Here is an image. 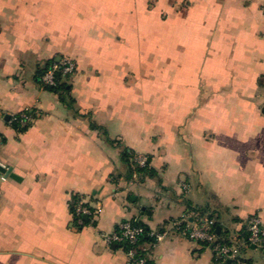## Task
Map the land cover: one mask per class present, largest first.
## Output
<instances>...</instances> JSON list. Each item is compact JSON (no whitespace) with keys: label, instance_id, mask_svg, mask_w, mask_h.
Segmentation results:
<instances>
[{"label":"crops","instance_id":"crops-1","mask_svg":"<svg viewBox=\"0 0 264 264\" xmlns=\"http://www.w3.org/2000/svg\"><path fill=\"white\" fill-rule=\"evenodd\" d=\"M63 59L64 101L41 81ZM0 166V264H127L102 238L126 221L168 232L151 264H224L172 225L264 224V0H0Z\"/></svg>","mask_w":264,"mask_h":264},{"label":"built area","instance_id":"built-area-1","mask_svg":"<svg viewBox=\"0 0 264 264\" xmlns=\"http://www.w3.org/2000/svg\"><path fill=\"white\" fill-rule=\"evenodd\" d=\"M77 71V65L70 59H63L56 62L42 76L41 81L45 87H52L57 84V73L61 72L63 76H71ZM13 122L19 123L22 127H26L30 122V117L27 114L19 115L13 119ZM135 163L139 167L148 166L147 157H138ZM72 210L76 222L82 226L86 220L94 222L98 212L95 207L91 206L85 198H79L72 202ZM173 228L183 231L192 241L200 242L206 246H210L214 252L217 262L227 264H245V255L241 250L240 245L233 241V245L222 243L217 234L213 231L211 221L204 216H196L195 220L183 227V223L178 221L173 223ZM246 229L250 233L249 241L252 247L264 251V224L258 217H251L246 223ZM148 236L152 242H159L167 238L168 232L159 233L156 231H146L142 226H135L131 222L120 224L118 229L111 233L103 235V241L108 244H129L133 247L137 246L141 237ZM141 249V248H140ZM143 251V250H142ZM144 252V251H143ZM127 264H148L145 257H137L135 249H131L128 253Z\"/></svg>","mask_w":264,"mask_h":264},{"label":"trees","instance_id":"trees-1","mask_svg":"<svg viewBox=\"0 0 264 264\" xmlns=\"http://www.w3.org/2000/svg\"><path fill=\"white\" fill-rule=\"evenodd\" d=\"M56 62L53 61L50 64H47L45 69L42 70V75L51 68V66L53 64H55ZM69 76H63L61 72L57 73V84L55 86L52 87H47L50 91L57 93L61 96L62 100H66L68 93H69V85L68 83L65 81ZM15 128H17L19 131H25L28 128V125L26 127H22L19 123H15ZM124 158L125 161L128 164L129 170H130V174L132 175L133 169H135L137 171V173H139L141 176L142 175H154V172L149 168V165L146 167H139L136 165L135 163V159L132 157V154H128L127 152H125L124 154ZM80 197H75L74 201L78 200ZM73 207V206H72ZM212 220V217H209ZM88 220L85 221V223H87ZM126 222H131L133 225L135 226H142L146 229V231H150L147 227H145L143 224L135 222V221H126ZM184 226H187V223L184 224ZM213 231L215 232L217 230V224L212 225ZM218 238L222 241V243H225L227 245H233V241L234 240H230L227 236H224L222 234H217ZM250 238V233L247 231L246 227H244V229L241 231V233L239 234L238 238L235 240L237 242L238 245H240L241 250L243 252L251 250L252 249V245L249 241ZM145 242H152V239L149 238L148 236H143L141 237L139 243L137 244V246L133 247L129 244H123L120 245L121 247H123V249L128 253L131 249H135L136 251V256L137 257H145V253L140 249V245L142 243ZM205 245V244H204ZM264 252V251H263ZM147 259V258H146ZM148 264H151V262L147 259ZM245 264H254L253 261L245 259L244 260Z\"/></svg>","mask_w":264,"mask_h":264},{"label":"water","instance_id":"water-1","mask_svg":"<svg viewBox=\"0 0 264 264\" xmlns=\"http://www.w3.org/2000/svg\"><path fill=\"white\" fill-rule=\"evenodd\" d=\"M59 62V60H58ZM0 173L4 174L6 177H11L13 179L18 180V177L14 174H12V170L8 169L6 167H2L0 166ZM220 227L217 228V233H219ZM230 262L228 261L227 264H229Z\"/></svg>","mask_w":264,"mask_h":264}]
</instances>
